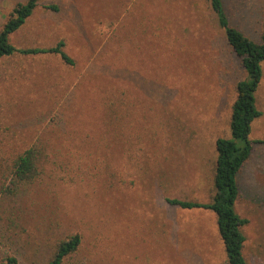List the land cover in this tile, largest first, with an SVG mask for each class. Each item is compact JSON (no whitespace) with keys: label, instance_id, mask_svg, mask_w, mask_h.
<instances>
[{"label":"rangeland","instance_id":"1","mask_svg":"<svg viewBox=\"0 0 264 264\" xmlns=\"http://www.w3.org/2000/svg\"><path fill=\"white\" fill-rule=\"evenodd\" d=\"M0 0V33L19 3ZM230 25L260 43L264 0H223ZM51 7H56L51 8ZM0 62V160L38 151L39 176L0 194V264H223L209 204L217 141L232 139L247 78L210 0H40ZM252 154L238 175L244 254L264 264V62Z\"/></svg>","mask_w":264,"mask_h":264},{"label":"trees","instance_id":"2","mask_svg":"<svg viewBox=\"0 0 264 264\" xmlns=\"http://www.w3.org/2000/svg\"><path fill=\"white\" fill-rule=\"evenodd\" d=\"M40 0H27L19 3L13 10L9 21L0 33V62L5 57L21 54L36 56L58 54L68 64L73 60L63 51L64 43L56 47L21 49L11 43V35L20 30L33 15ZM220 26L224 29L227 42L241 60L247 78L237 85V98L233 104L231 130L232 139L220 138L217 141L218 161L215 174V195L209 204L180 199H169V203L184 209L202 208L213 211L217 217L220 235L225 245L227 259L223 264H249L245 254L247 241L244 232L248 220L239 215L236 204L239 199L238 175L250 159L252 125L262 112L257 106L256 93L263 78L264 31L262 41L257 43L242 31L230 25L223 0H210ZM55 8L56 7H51ZM5 162V161H4ZM0 160V194L15 196L24 183L32 182L39 176L38 151L29 149L13 161ZM81 235L63 241L50 262L63 264L65 259L81 246ZM6 264H20L16 257H10Z\"/></svg>","mask_w":264,"mask_h":264},{"label":"crops","instance_id":"3","mask_svg":"<svg viewBox=\"0 0 264 264\" xmlns=\"http://www.w3.org/2000/svg\"><path fill=\"white\" fill-rule=\"evenodd\" d=\"M218 152V151H217ZM217 161H218V158H217ZM215 174H216V169H215ZM214 186H215V176H214Z\"/></svg>","mask_w":264,"mask_h":264}]
</instances>
